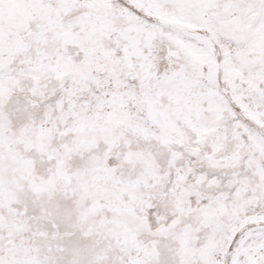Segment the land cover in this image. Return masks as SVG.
I'll list each match as a JSON object with an SVG mask.
<instances>
[{
	"label": "snow or ice",
	"instance_id": "snow-or-ice-1",
	"mask_svg": "<svg viewBox=\"0 0 264 264\" xmlns=\"http://www.w3.org/2000/svg\"><path fill=\"white\" fill-rule=\"evenodd\" d=\"M0 264H264V0H0Z\"/></svg>",
	"mask_w": 264,
	"mask_h": 264
}]
</instances>
